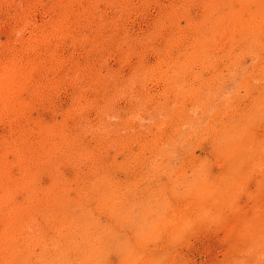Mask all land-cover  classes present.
<instances>
[{
  "label": "rangeland",
  "instance_id": "374dc122",
  "mask_svg": "<svg viewBox=\"0 0 264 264\" xmlns=\"http://www.w3.org/2000/svg\"><path fill=\"white\" fill-rule=\"evenodd\" d=\"M0 264H264V0H0Z\"/></svg>",
  "mask_w": 264,
  "mask_h": 264
}]
</instances>
